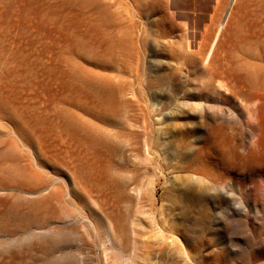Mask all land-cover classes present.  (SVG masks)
Instances as JSON below:
<instances>
[{
    "label": "rangeland",
    "instance_id": "obj_1",
    "mask_svg": "<svg viewBox=\"0 0 264 264\" xmlns=\"http://www.w3.org/2000/svg\"><path fill=\"white\" fill-rule=\"evenodd\" d=\"M260 125L264 0H0V264H264Z\"/></svg>",
    "mask_w": 264,
    "mask_h": 264
},
{
    "label": "bare ground",
    "instance_id": "obj_2",
    "mask_svg": "<svg viewBox=\"0 0 264 264\" xmlns=\"http://www.w3.org/2000/svg\"><path fill=\"white\" fill-rule=\"evenodd\" d=\"M263 129H264V127L262 125H260V131H262ZM260 141H259L258 148L256 150V155L255 156H257V159L258 160L264 161V145L263 144H260Z\"/></svg>",
    "mask_w": 264,
    "mask_h": 264
}]
</instances>
